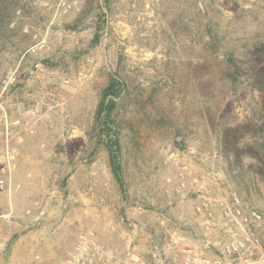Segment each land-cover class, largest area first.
<instances>
[{"label":"rangeland","instance_id":"rangeland-1","mask_svg":"<svg viewBox=\"0 0 264 264\" xmlns=\"http://www.w3.org/2000/svg\"><path fill=\"white\" fill-rule=\"evenodd\" d=\"M16 1L0 35V264H63L90 233L107 264H181L201 196L264 211V0ZM113 78L109 131L96 111Z\"/></svg>","mask_w":264,"mask_h":264},{"label":"built area","instance_id":"built-area-1","mask_svg":"<svg viewBox=\"0 0 264 264\" xmlns=\"http://www.w3.org/2000/svg\"><path fill=\"white\" fill-rule=\"evenodd\" d=\"M204 175H200L203 179ZM199 219V241L185 248V264H264V211L233 190L218 199L201 196L192 208ZM108 254L92 233L80 237L63 264H107Z\"/></svg>","mask_w":264,"mask_h":264},{"label":"trees","instance_id":"trees-1","mask_svg":"<svg viewBox=\"0 0 264 264\" xmlns=\"http://www.w3.org/2000/svg\"><path fill=\"white\" fill-rule=\"evenodd\" d=\"M16 2H17L16 0H10V1L0 0V35L4 34L6 30L8 29L10 18H11V13L18 7V3ZM231 63L232 65L236 66V64H234L233 62ZM236 69H237V66H236ZM121 87H122V84L113 78L111 82L109 83V85L103 91L101 101L96 111V120L97 122H100L102 129L104 128V129L111 131V129H113L114 127V122L112 120V113L116 106L115 100L120 96V93L122 90ZM259 148L264 149V144L259 145ZM115 149H117L116 142H113L111 146H108L110 159H111L112 173L115 179L120 183L121 182L120 166L115 157V154H116L115 151H117Z\"/></svg>","mask_w":264,"mask_h":264},{"label":"crops","instance_id":"crops-1","mask_svg":"<svg viewBox=\"0 0 264 264\" xmlns=\"http://www.w3.org/2000/svg\"><path fill=\"white\" fill-rule=\"evenodd\" d=\"M113 218V215L111 216V219ZM112 223V222H111ZM175 232V231H174ZM175 234H177L176 232H175ZM199 238H200V235L198 234V236L196 237L195 236V239H192V237L191 236H188V235H184L183 237H182V239H180V238H177V239H179V240H177V239H175L174 240V246H173V249L176 247V245H178V243H180V241H181V243H183L182 244V246H183V249L182 250H180L181 252H178V254H179V256L181 255V264H185V259H184V255H183V250L185 249V248H192L194 245H197L198 244V241H199ZM179 241V242H178ZM181 246V247H182ZM174 251V250H173Z\"/></svg>","mask_w":264,"mask_h":264}]
</instances>
